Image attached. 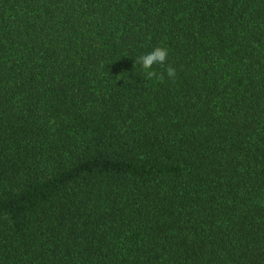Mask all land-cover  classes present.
Returning a JSON list of instances; mask_svg holds the SVG:
<instances>
[{
    "label": "trees",
    "instance_id": "trees-1",
    "mask_svg": "<svg viewBox=\"0 0 264 264\" xmlns=\"http://www.w3.org/2000/svg\"><path fill=\"white\" fill-rule=\"evenodd\" d=\"M0 264H264V0H0Z\"/></svg>",
    "mask_w": 264,
    "mask_h": 264
},
{
    "label": "clouds",
    "instance_id": "clouds-1",
    "mask_svg": "<svg viewBox=\"0 0 264 264\" xmlns=\"http://www.w3.org/2000/svg\"><path fill=\"white\" fill-rule=\"evenodd\" d=\"M169 55V50L166 47H154L140 56L135 60L136 64H139L147 74L149 79L155 78L156 80H162L164 77L156 73L155 71H148L154 65H163L165 64ZM166 75L169 79H175L176 69L172 66L166 68Z\"/></svg>",
    "mask_w": 264,
    "mask_h": 264
}]
</instances>
